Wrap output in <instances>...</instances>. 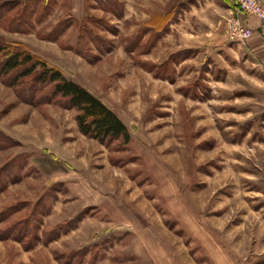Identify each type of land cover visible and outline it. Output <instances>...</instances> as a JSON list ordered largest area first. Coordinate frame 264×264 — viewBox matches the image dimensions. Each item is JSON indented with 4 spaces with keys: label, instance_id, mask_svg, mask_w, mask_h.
I'll list each match as a JSON object with an SVG mask.
<instances>
[{
    "label": "rangeland",
    "instance_id": "obj_1",
    "mask_svg": "<svg viewBox=\"0 0 264 264\" xmlns=\"http://www.w3.org/2000/svg\"><path fill=\"white\" fill-rule=\"evenodd\" d=\"M28 1L32 26L10 29L21 2L0 37L86 87L129 140L80 132L34 73L30 102L0 74V167H19L0 231L25 218L35 242L0 238V264H264V65L226 37L231 0H91L78 18Z\"/></svg>",
    "mask_w": 264,
    "mask_h": 264
},
{
    "label": "trees",
    "instance_id": "obj_2",
    "mask_svg": "<svg viewBox=\"0 0 264 264\" xmlns=\"http://www.w3.org/2000/svg\"><path fill=\"white\" fill-rule=\"evenodd\" d=\"M21 2V0H1L0 22L11 9ZM29 2L28 0L25 3L22 2L21 7L16 9L15 15L11 18L16 23L10 28L11 30H25V28L27 30L32 26V24L30 25V23L23 21V18L28 20V17L30 18L34 12L31 6H28ZM22 23L28 24V28L26 26L24 27ZM37 66L39 68L35 71ZM15 71L17 72L13 78L15 81L17 80L16 84L13 81H10L9 84L14 86L15 93L20 99L28 102L33 100L30 95L32 93L30 86L25 89L23 87L27 82L25 77L34 73L31 84L34 81H39L43 85L51 84V93L47 95V100L57 94L64 98V106L76 108L75 121L80 132L87 136L97 138L101 142H109L118 136L122 137L123 142L129 140V131L125 123L107 104L91 93L86 87L71 78L63 76L58 68L48 66L46 61L36 54L26 49L11 47V44L0 37V74L6 75ZM38 88L35 87L34 91H38ZM26 90L29 91L27 93L28 96L25 95ZM2 135L3 133L0 131V136ZM12 163H14V160L11 159L0 167V191L5 189L9 179L10 181H16L19 178L17 171L19 167L14 165L12 167ZM9 167L13 168L14 171L12 169L10 170ZM10 174L11 178L7 176ZM18 209V207L1 209L0 221ZM26 223L28 224L25 218H19L13 221L9 226H6L0 231V238L13 237L20 240L25 247L32 246L35 242L24 238L25 231H28ZM29 231H32V229L30 228ZM51 238L53 236L48 237L47 241Z\"/></svg>",
    "mask_w": 264,
    "mask_h": 264
},
{
    "label": "crops",
    "instance_id": "obj_3",
    "mask_svg": "<svg viewBox=\"0 0 264 264\" xmlns=\"http://www.w3.org/2000/svg\"><path fill=\"white\" fill-rule=\"evenodd\" d=\"M67 0H58L56 4V8H60L61 13L58 15L65 16V17H85L88 12V6L92 5L91 0H70L69 6L63 5L62 2ZM123 3H127L129 7H132L133 2L136 0H119ZM195 0H190L191 3H195ZM232 2V0H231ZM196 5V4H195ZM194 4H192L191 11L196 10ZM66 8V9H64ZM190 9V7H189ZM244 20L251 25L252 33L251 35L243 40L244 47L246 50L255 55L256 59L264 65V27L260 25V22L257 17L252 15H242ZM73 24L71 23L68 26V29H71Z\"/></svg>",
    "mask_w": 264,
    "mask_h": 264
},
{
    "label": "built area",
    "instance_id": "obj_4",
    "mask_svg": "<svg viewBox=\"0 0 264 264\" xmlns=\"http://www.w3.org/2000/svg\"><path fill=\"white\" fill-rule=\"evenodd\" d=\"M234 15L231 16L225 28L229 40L243 41L252 33V27L242 15H252L258 18L264 27V0H232Z\"/></svg>",
    "mask_w": 264,
    "mask_h": 264
}]
</instances>
